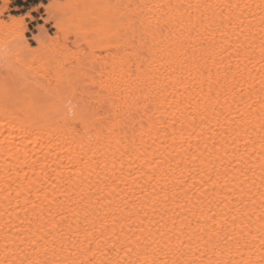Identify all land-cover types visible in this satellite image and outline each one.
Masks as SVG:
<instances>
[{"label":"bare ground","instance_id":"1","mask_svg":"<svg viewBox=\"0 0 264 264\" xmlns=\"http://www.w3.org/2000/svg\"><path fill=\"white\" fill-rule=\"evenodd\" d=\"M112 1L50 3L67 33L35 36L94 117L1 86L0 264H264V0ZM73 28L116 52L63 75Z\"/></svg>","mask_w":264,"mask_h":264},{"label":"rangeland","instance_id":"2","mask_svg":"<svg viewBox=\"0 0 264 264\" xmlns=\"http://www.w3.org/2000/svg\"><path fill=\"white\" fill-rule=\"evenodd\" d=\"M58 2L61 6H64L68 0H45V5L41 6L42 19L41 25L44 32L47 33L50 37H55L56 35L64 36L67 32H58L56 28L53 27V22H48L47 19L49 16L46 14V7L50 3ZM116 1H112V5H116ZM124 3V0H123ZM9 11V10H8ZM7 14V12H6ZM6 14L2 17L3 24L0 26V87L8 86L9 88H14L16 86L21 87V96L23 97L24 104L29 101L28 93H32L33 89L35 90L42 85L44 89H59L64 90L65 95H59L56 92H41L40 97L37 101L42 102L44 109L50 110L55 106V104L60 100L65 103V108H68L67 101L68 99H73L74 102H78L80 107L79 109L83 110L85 104H90L92 106V111L89 112V118L94 117V115L100 110L99 106L104 103V95L100 94L98 88L90 77L87 79L77 78L74 82L73 88H76V91L69 87L67 81L63 80L62 82L58 81L54 77V70L59 72L57 69L58 65L55 63H50V51H46L40 58H36L33 53L36 50L37 44L35 42V36L41 33L39 26L35 31L36 34L33 35L28 31V24L23 17H18L16 21L12 20V17H6ZM70 37L68 39L67 45L74 53L75 58L69 61L65 65L64 69L61 71L63 75L68 73L70 67L76 66V58L86 60L88 62L89 69L92 68V63L94 62L93 57H106L110 54L115 53L114 49L106 50L103 48L92 49L90 45L85 43L82 35L77 34L75 29H70ZM28 37H31L29 39ZM117 40H115V43ZM31 46V49L28 48ZM122 52V51H121ZM64 60L61 57L59 62L62 63ZM65 63V61L63 62ZM50 69L52 71H50ZM82 70L84 68L81 67ZM44 70L50 71L51 79H43L40 77ZM97 78V76H93ZM28 83V84H27ZM61 83V84H60ZM27 84L28 88L22 86ZM37 86V87H36ZM1 87L0 95L4 96L5 91ZM53 88V89H51ZM4 92V93H3ZM23 104V105H24ZM50 108V109H49ZM94 113V114H93ZM66 116L68 111L62 110L58 114L52 116Z\"/></svg>","mask_w":264,"mask_h":264},{"label":"crops","instance_id":"3","mask_svg":"<svg viewBox=\"0 0 264 264\" xmlns=\"http://www.w3.org/2000/svg\"><path fill=\"white\" fill-rule=\"evenodd\" d=\"M45 0H11L9 5V11L6 14V17H23L27 16L28 14L31 15V19L28 18L26 20L28 24V31L33 35L36 34V29L43 25L41 23L42 14H41V6L45 5ZM0 0V5H1ZM31 39V37H28Z\"/></svg>","mask_w":264,"mask_h":264},{"label":"snow or ice","instance_id":"4","mask_svg":"<svg viewBox=\"0 0 264 264\" xmlns=\"http://www.w3.org/2000/svg\"><path fill=\"white\" fill-rule=\"evenodd\" d=\"M67 105H68L69 109H71V110H74V109L80 107L79 103L74 102L73 99H68ZM90 111H92V106L90 104H85L83 110H81V112L79 114L81 122H83L84 120H87L89 118V112ZM75 120H76V113H75V111H73V121H75ZM262 143H264V137H262ZM209 163H211V162L209 161ZM262 207H264V205H262ZM213 219H214V217H213ZM233 222H235V217H233ZM29 264H32V262L30 261ZM144 264H148V261L145 260ZM153 264H154V262H153Z\"/></svg>","mask_w":264,"mask_h":264}]
</instances>
